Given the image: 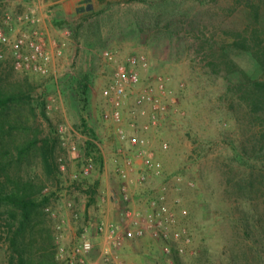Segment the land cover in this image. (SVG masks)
<instances>
[{"label": "rangeland", "instance_id": "obj_1", "mask_svg": "<svg viewBox=\"0 0 264 264\" xmlns=\"http://www.w3.org/2000/svg\"><path fill=\"white\" fill-rule=\"evenodd\" d=\"M73 1L0 0L6 36L37 31L57 55L46 75L18 70L0 41V192L29 184L36 203L28 214L0 204V264H264V122L236 88L245 76L264 81V70L234 45L238 34L264 41V0H78L70 9ZM231 60L240 71H228ZM122 65L139 80L126 87L121 119H107L104 91ZM145 94L153 101L141 102ZM133 138L159 174L140 180L147 168ZM130 157L131 201L119 204L117 168ZM161 194L176 218L170 254L148 233L108 259L74 255L86 228L125 229V208L144 212Z\"/></svg>", "mask_w": 264, "mask_h": 264}, {"label": "built area", "instance_id": "obj_2", "mask_svg": "<svg viewBox=\"0 0 264 264\" xmlns=\"http://www.w3.org/2000/svg\"><path fill=\"white\" fill-rule=\"evenodd\" d=\"M18 20L25 23H37L40 19L35 14H23L18 16ZM39 32L34 31L32 34L28 32L22 33L21 36L12 41L11 38L6 36L3 28L0 26V41L4 44H10L14 57H15V67L18 70H25L28 72H36L41 74H48L51 69V65L55 66L57 58L53 51L47 47V43L43 38H38ZM59 53H62L59 50ZM109 59H113V55L110 51L106 52ZM0 58L2 54L0 53ZM145 60L144 58H142ZM136 61H141V59H134ZM139 78L135 74H130L125 66H120L117 73L115 84L105 89L104 94L110 97L113 103V110L107 113L105 117L107 119L114 118L120 120L121 113V103L122 97L126 93V87L129 84L138 82ZM153 101L152 96L142 95L140 101ZM156 103V102H155ZM155 108L159 109L157 104L154 105ZM158 115L153 114L152 122L156 123ZM148 129L149 127L146 126ZM121 139H127L128 134L124 128H119L117 131ZM95 143L99 146L98 141ZM131 145L138 148V153L143 157V162L146 165L147 173H142L140 180H147L151 176H155L161 171V164L154 160V155L145 148V142L139 138H133L131 140ZM75 149L76 146H73ZM136 163L135 159L130 157L126 158L125 162L120 164L117 168L118 175L122 180L120 188L116 191H112V198L119 204L121 202H130V182L132 179L133 165ZM95 165L94 156H89L88 167L86 172H89L91 168ZM123 214L130 221V226L123 229L120 224L110 221H101L97 224V232L92 234L89 229H85V233L81 243L75 248L74 255H81L89 253L95 250H99L102 257L110 258L112 255L113 247L122 246L124 240L142 238L146 234L150 233L154 236L160 237L165 244L166 253L170 254L172 252L171 240L173 235L172 229L175 219V214L172 212L165 194H161L150 201V205L144 212L140 210L131 209L130 206L123 210ZM179 233L175 234V237H179Z\"/></svg>", "mask_w": 264, "mask_h": 264}, {"label": "trees", "instance_id": "obj_3", "mask_svg": "<svg viewBox=\"0 0 264 264\" xmlns=\"http://www.w3.org/2000/svg\"><path fill=\"white\" fill-rule=\"evenodd\" d=\"M254 17L257 21H260L261 11L259 8L254 9ZM237 36L242 37L240 41L235 42L234 45L240 49L250 51L257 58L260 66L264 70V41L257 34L253 36L254 46L248 44L249 39L244 37L242 34ZM240 71L241 68L231 60L229 63L228 71L236 72ZM232 87V86H230ZM237 92L240 93V98L248 106L250 112L256 117H260L264 122V81L253 80L252 78L245 76V80L236 84ZM261 142L264 143V137L261 138ZM94 145L96 143H93ZM33 188H30L29 184H23L21 187L17 188V193H3L0 192V204L2 203H12L13 205L20 207L28 214L30 208L36 205L33 199ZM21 264H26L24 258L21 259ZM45 264V262H44Z\"/></svg>", "mask_w": 264, "mask_h": 264}, {"label": "crops", "instance_id": "obj_4", "mask_svg": "<svg viewBox=\"0 0 264 264\" xmlns=\"http://www.w3.org/2000/svg\"><path fill=\"white\" fill-rule=\"evenodd\" d=\"M78 3H79L78 0L71 2L69 8L71 9L72 5H75V4L78 5ZM75 7H77V6H75Z\"/></svg>", "mask_w": 264, "mask_h": 264}]
</instances>
